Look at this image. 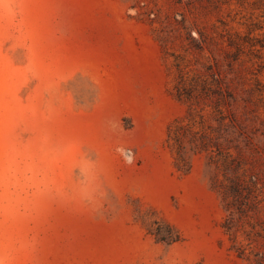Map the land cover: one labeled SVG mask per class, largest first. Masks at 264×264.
Here are the masks:
<instances>
[{"label": "rangeland", "instance_id": "obj_1", "mask_svg": "<svg viewBox=\"0 0 264 264\" xmlns=\"http://www.w3.org/2000/svg\"><path fill=\"white\" fill-rule=\"evenodd\" d=\"M0 264H264V0H0Z\"/></svg>", "mask_w": 264, "mask_h": 264}]
</instances>
